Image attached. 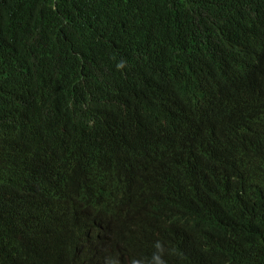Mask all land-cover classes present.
<instances>
[{"label":"trees","instance_id":"1","mask_svg":"<svg viewBox=\"0 0 264 264\" xmlns=\"http://www.w3.org/2000/svg\"><path fill=\"white\" fill-rule=\"evenodd\" d=\"M253 112L264 0H0V264H114L82 228L147 225L108 206L130 156L198 198L180 218L186 200L154 199L170 221L161 264H264V142L222 144L217 190L197 193L204 138Z\"/></svg>","mask_w":264,"mask_h":264},{"label":"clouds","instance_id":"2","mask_svg":"<svg viewBox=\"0 0 264 264\" xmlns=\"http://www.w3.org/2000/svg\"><path fill=\"white\" fill-rule=\"evenodd\" d=\"M187 92L191 99V92L188 89ZM196 117L197 113L191 119L187 118L188 123L191 125ZM256 141L264 142V112H253L250 123L241 119L224 123L206 136L204 142L207 149L201 157L210 170L205 174V178L197 183L198 195H210L218 188L222 144H249ZM130 165L133 168H130ZM114 174L118 175L121 187L115 196L108 200L110 213L122 217L134 209L137 213H146L149 222L144 228L138 223H132L124 232L100 224L82 228V245L100 254L115 250L114 264H161L168 249L170 221L167 214L155 206L154 199L166 200L176 205H184L183 201L186 200L179 212L180 218L186 207L198 198L186 189H180L178 180L169 188L158 184L148 171L146 163L137 156L119 161L114 168ZM148 189H153V192L144 194ZM50 257L53 258L52 264H67L58 254ZM217 260L199 264H217ZM25 264L33 263L28 261Z\"/></svg>","mask_w":264,"mask_h":264},{"label":"bare ground","instance_id":"3","mask_svg":"<svg viewBox=\"0 0 264 264\" xmlns=\"http://www.w3.org/2000/svg\"><path fill=\"white\" fill-rule=\"evenodd\" d=\"M62 231H63V226L62 225L58 226L54 232V235L60 236L62 234ZM46 237H47L46 238L47 241H52V239H53V237L50 234H47Z\"/></svg>","mask_w":264,"mask_h":264}]
</instances>
